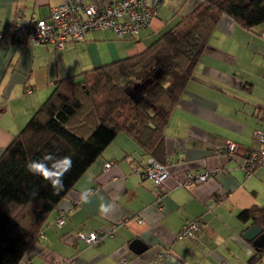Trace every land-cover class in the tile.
<instances>
[{"label": "crops", "instance_id": "0c3cea01", "mask_svg": "<svg viewBox=\"0 0 264 264\" xmlns=\"http://www.w3.org/2000/svg\"><path fill=\"white\" fill-rule=\"evenodd\" d=\"M61 1L0 0V30L10 29L17 15L45 17ZM199 3L162 0L157 15L135 36L89 30L62 48L5 37L0 42V153L56 80L78 78L84 70L143 50ZM256 130H264V22L247 29L222 15L164 128L165 158L174 163L162 185L132 171L146 155L135 140L119 133L58 203L20 264H55L71 256L73 264H122V259L125 264H250L255 247L243 238L249 225L238 213L264 205V166L246 172L240 162L258 146ZM227 140L235 142L233 152L226 149ZM105 162H110L106 169ZM206 170L214 173L205 181L179 184L184 172ZM104 202L113 205L108 214L100 211ZM59 211L64 212L60 224ZM197 217L196 234L178 239L181 226ZM89 231L102 233L101 241L88 244L78 238V232ZM135 238L146 245L140 253L129 248ZM254 264H264V253Z\"/></svg>", "mask_w": 264, "mask_h": 264}, {"label": "trees", "instance_id": "16d2710c", "mask_svg": "<svg viewBox=\"0 0 264 264\" xmlns=\"http://www.w3.org/2000/svg\"><path fill=\"white\" fill-rule=\"evenodd\" d=\"M222 15L249 29L264 22V0H200L143 50L55 81L0 154V264H20L58 203L119 133L135 140L146 158L172 159L165 158L164 128ZM49 153L72 160L58 195L27 171L30 161ZM135 166L146 161L132 171ZM238 219L264 228V205L240 210ZM263 253L264 246L255 248L248 262Z\"/></svg>", "mask_w": 264, "mask_h": 264}, {"label": "built area", "instance_id": "2783aa9c", "mask_svg": "<svg viewBox=\"0 0 264 264\" xmlns=\"http://www.w3.org/2000/svg\"><path fill=\"white\" fill-rule=\"evenodd\" d=\"M162 0H113L103 5L84 4L82 0H62L59 4L51 6L47 17L23 19L17 15L10 29L0 30V38L8 37L12 41L29 45L52 44L62 48L67 40H80L91 29L112 31L118 38L125 35L135 36L157 15L158 7ZM258 146L249 151L240 162V166L249 172L255 166H264V130L255 131ZM235 142L227 140L226 149L229 152L235 150ZM146 166L134 167L135 172L141 173L150 179L156 187H160L170 174L168 166L172 159H166L164 163L156 161L153 157L146 158ZM109 163H103V168H108ZM213 171H204L198 174L187 173L186 178L179 182L182 185L200 183L211 177ZM160 194L159 190L155 191ZM64 212L59 211L57 223H62ZM127 220H119L125 223ZM142 221L140 217L136 219ZM201 224L200 218L186 221L176 234L178 239L192 237L196 234ZM108 232L107 230L104 233ZM78 238L88 244H97L103 234L95 231L88 233L78 232ZM162 252L158 253L161 258ZM74 258L64 257L57 259L55 264H73ZM126 263L125 259L121 260Z\"/></svg>", "mask_w": 264, "mask_h": 264}, {"label": "clouds", "instance_id": "9594fccd", "mask_svg": "<svg viewBox=\"0 0 264 264\" xmlns=\"http://www.w3.org/2000/svg\"><path fill=\"white\" fill-rule=\"evenodd\" d=\"M64 163L67 166L62 170L56 165ZM72 160L71 157H63L62 160L58 159L54 154H46L40 160L30 161L27 165V171L34 176H39L44 182L48 183L54 194L58 195L64 191V176L71 170ZM84 202H88L87 195L83 197ZM103 200V197H100ZM100 211L104 214L111 212L113 205L111 203H101L99 205Z\"/></svg>", "mask_w": 264, "mask_h": 264}, {"label": "water", "instance_id": "95a60500", "mask_svg": "<svg viewBox=\"0 0 264 264\" xmlns=\"http://www.w3.org/2000/svg\"><path fill=\"white\" fill-rule=\"evenodd\" d=\"M247 241H251L255 248L264 246V230L257 224L249 225L242 233ZM129 248L135 253H140L146 248V245L139 239L135 238L129 243Z\"/></svg>", "mask_w": 264, "mask_h": 264}, {"label": "rangeland", "instance_id": "374dc122", "mask_svg": "<svg viewBox=\"0 0 264 264\" xmlns=\"http://www.w3.org/2000/svg\"><path fill=\"white\" fill-rule=\"evenodd\" d=\"M1 154V153H0Z\"/></svg>", "mask_w": 264, "mask_h": 264}]
</instances>
